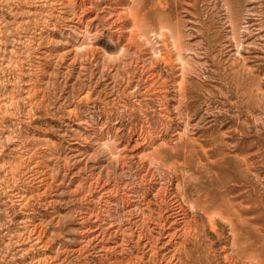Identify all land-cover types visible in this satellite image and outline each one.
<instances>
[{
	"label": "rangeland",
	"instance_id": "rangeland-1",
	"mask_svg": "<svg viewBox=\"0 0 264 264\" xmlns=\"http://www.w3.org/2000/svg\"><path fill=\"white\" fill-rule=\"evenodd\" d=\"M263 10L264 0H0V264L61 263L60 246L80 239L77 209L101 208L100 185L138 184L136 159L161 144L135 148L133 140L147 131L163 134L168 150L186 138L206 151L214 147L211 159L224 164L220 176L240 186L236 202L247 180L251 240L263 260ZM159 69H166V88L153 89L148 71ZM179 69L189 75L181 78ZM181 80L193 105L178 121ZM163 90L168 129L159 107ZM134 153L121 172L118 158ZM166 160L174 159L167 153ZM33 230L43 235L36 240Z\"/></svg>",
	"mask_w": 264,
	"mask_h": 264
},
{
	"label": "bare ground",
	"instance_id": "bare-ground-1",
	"mask_svg": "<svg viewBox=\"0 0 264 264\" xmlns=\"http://www.w3.org/2000/svg\"><path fill=\"white\" fill-rule=\"evenodd\" d=\"M127 10L130 11L129 9ZM122 14H124V12ZM133 17H134V14L133 16H130V17L128 16L127 18L134 19L135 17L134 18ZM112 21H114V19ZM163 27L161 26L159 28L164 29ZM165 30H166V25H165ZM261 31H259V33ZM244 32H246V30ZM174 34L177 35V33L175 32ZM249 34H246V35L248 36ZM254 36L255 34L253 35V37ZM161 37L163 36L161 35ZM178 37H181V35ZM171 39L173 38L171 37ZM176 39L174 37V40ZM249 39H250V36H249ZM173 41H172V43L174 44L173 49H175V43L177 41H174V42ZM181 44L179 43V46L176 44V48L180 47ZM24 47H27V46L25 45ZM175 51L177 50H173L174 57L178 56L175 53ZM255 51L256 50L254 49V52ZM178 53L180 54L179 51ZM163 57L165 58V56L163 55L161 59ZM167 57H169V55L166 56V59ZM179 57L183 59L182 55H180ZM164 58L162 59V61L165 60ZM170 59L172 60V58ZM175 61H173L174 63L173 62L172 63L176 64ZM178 62L180 63L179 60ZM164 63H166V61H164ZM170 63L171 62H169L168 65H170ZM183 68L185 69V67ZM183 68L181 70H183ZM161 70L164 71L163 69ZM161 70L159 69L158 71H148V77L150 79V80L148 79L149 84H150V87H153V89L157 84L162 89L166 85L165 77L167 75L164 77L165 74L163 75V72ZM181 70L180 72H182ZM185 70L183 71L185 72ZM186 74L185 73L183 74L182 72V74H180V76H182L181 78H183L184 77L183 75H186ZM249 76H251L250 72H249ZM239 79L241 80V77H239ZM254 79L256 80L255 76H254ZM254 79L252 77V81H254ZM182 80L180 82L178 81L175 82L176 83L175 87H177L176 90L178 93L177 96L178 97L180 96L177 102L176 101L175 102L178 103V105L179 104L180 105L179 106L176 105V107L175 105L171 106L172 108L175 107L173 111L175 115H177L176 118L178 119V121H180V118L182 115L180 113L183 112L185 116L186 112H190V109L192 108V105H193L192 100L189 99L191 95L187 94L188 92L185 90L186 85L184 86V83H182ZM234 83H237V81H235ZM148 88L149 86L147 87V89ZM256 88L258 87L256 86ZM159 91L160 90H158L157 92ZM166 95H167L166 91L163 90V92H161L158 96H160L159 98V104H160L159 107H161L160 112H161V115L164 117V121H165V122L163 121L164 127L166 126V128L168 129L170 128L169 123L172 122L173 120L171 118L172 116L170 115L168 111L169 107L167 108L169 100H167L168 98L166 99ZM170 130H172V128ZM133 133L135 132L133 131ZM137 133H139V131ZM165 133H168V131ZM163 136H164L163 134H161L160 132L156 133V131L155 132L147 131V133H144L141 136L138 134V137L136 136L137 138L133 140L135 148L143 147L144 145H151L152 142H158V141L159 143L161 142V144H159L160 146L154 149L151 153L142 155L143 157H138L137 155L138 157L137 158L135 153L122 155V157L120 155L121 158H118V159H120L121 166L118 169H120L121 172L126 166L128 160H130L131 158H135V157L137 158L136 159V161H138L137 164L141 167V169H140V172L137 169H135V172L133 175H135V179L137 178V180L139 181L138 184L132 185L130 181H128L129 183L127 182L125 183L121 180L122 181V183L120 182L121 184L118 183L119 185H116L114 183L116 186L114 185L111 186L110 183H108L110 181L109 180L108 182L105 183V185L103 186L100 185L101 188H100V191H98L100 193L97 196L98 199L97 198H94V199H97V202L101 204V208L97 209L96 211H93L94 208L93 209L91 208V210L88 209L89 211L77 209L78 213L76 214H78L77 218H78V222L80 225L79 231H78L80 235V239L74 247L71 246V247L66 248L63 245L60 246L59 249H60V262L61 263H58V264H94L92 262H95L94 260L96 258H99L102 260L101 264H240V262L243 260L245 261V263H241V264H264V258L262 260L260 256L263 253L257 254L255 252L257 248L255 247L253 241L251 240V232H252L253 224H252V218L250 217V214L252 213V208L249 206L250 195L247 190L248 189L247 180L241 179L240 183L243 181L242 186L244 188L243 189V193H244L243 199L240 202H236V198L238 196H236L234 192L238 188H240V186L238 187L236 184H229V182L226 181V177L224 178L220 176V171L223 168L224 164L219 162L218 160L219 158L217 160L211 159L213 156H216L218 152L214 147L206 151L204 147L201 146L199 143H196V141L193 138L192 139L186 138L181 143L177 141L178 144L176 145V147L172 148L171 150H168L167 146L164 147L165 140ZM182 138L180 141H182ZM209 140L210 142L212 141L211 138ZM167 153L170 154L172 158L174 159L172 160V162H168L166 160ZM178 158L182 160L180 163L177 161ZM202 159H204L205 162H202ZM128 168L132 169L131 165H129ZM128 172L130 173L129 170ZM96 181H97L96 183L99 184L98 180ZM105 181L107 180L105 179ZM230 181H234V179H231ZM235 182L238 183V181H235ZM89 185L90 183L87 186ZM172 185H175L174 188L172 187ZM94 187L92 186V188ZM91 196L93 195L91 194ZM33 231L37 232L36 230H33ZM36 234L37 235L35 238L36 240H38L42 233L37 232ZM69 254L75 255L74 260H67V257ZM61 256H64V257L61 258ZM120 257L122 258L120 259ZM47 262H48L47 259L39 258V259H36L33 263L34 264L36 263L46 264Z\"/></svg>",
	"mask_w": 264,
	"mask_h": 264
}]
</instances>
